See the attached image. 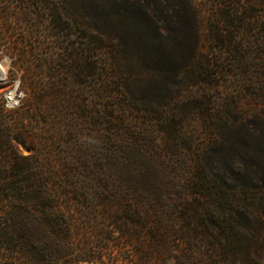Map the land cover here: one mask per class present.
I'll return each instance as SVG.
<instances>
[{
	"label": "rangeland",
	"instance_id": "374dc122",
	"mask_svg": "<svg viewBox=\"0 0 264 264\" xmlns=\"http://www.w3.org/2000/svg\"><path fill=\"white\" fill-rule=\"evenodd\" d=\"M4 1H7L6 6L14 11L19 7L18 0ZM37 1L43 8L57 7L62 12H71L72 8L77 7L78 21L84 25L86 33H94L97 28L104 27L109 36L116 33L118 22L110 13V7H123L121 0H69L72 8L66 0ZM154 2L155 8L161 10L160 0ZM93 4H98L104 11L96 14L92 9ZM198 4L204 5L201 1ZM2 9L4 5H0V18L4 17ZM160 16L165 17L164 12ZM69 17L72 19V16ZM166 19L170 22L176 20L170 17ZM12 25L15 32L30 31L24 24ZM8 26L2 21L4 31ZM203 29L204 24H200L202 36L196 53L202 65L206 66L208 62L212 65L206 67L216 76L215 79L205 80L207 83L204 86L237 94L230 106L228 103L224 105V110L231 114L229 122L233 118L236 120L233 124L235 130H260L261 120H264V69L246 66L245 63L240 67L234 63L235 58L242 56L241 53L235 56L214 53L206 39V30ZM51 32L56 33L55 30L39 28L37 37L26 41L27 45H23L22 51L18 52L14 51L13 44L20 43L24 35L10 31L6 36L8 48L0 47V65L3 66V76L0 80V110L3 111H0V120L10 117V112L19 109L29 97L28 89L23 88L24 72L15 73L12 67L16 58L33 62L32 66L44 87L52 82L54 73L58 75L55 79H60V95L55 96L57 99L52 103L47 99L41 102L40 99L37 100L39 105L36 103L38 127L44 132L42 137L36 138L24 133L23 137L18 139L15 133L2 135L0 132V202L3 203V206H0V216L7 219L23 217L38 220L51 217L67 220L70 224L69 235L62 233L58 237L42 238L41 241L40 231L43 232L44 227L36 231L33 224L25 225L28 234L35 237V243L42 252L38 264H216L217 254L211 252L210 247L200 246L201 242L209 240L206 237L201 238L206 232L197 230L198 236L201 237H195L194 232L186 229V221H182L179 214L172 213L159 204L153 207L149 192L156 174L149 162L155 146L154 149H158L157 155L162 157L160 161L167 167L166 171L170 172V177L173 171L174 184H186L196 175L198 162L202 161L204 151L213 142L206 138L204 123L197 120L192 125H185L184 131L189 134L171 138L173 143L165 139L167 137L163 130H174L171 124L174 103L165 107L152 106L156 111L152 109L154 114L149 120L146 119L145 123L139 104L131 106L127 98L118 97V79L109 82L110 87L104 91L105 95L103 94L101 99L97 98L95 88L86 89L84 94H77L72 90L71 84L97 81L99 74L107 73V68L102 70L88 58H80L81 49L86 47L77 25H66L62 30H58L60 37L57 41L51 38ZM111 32L113 33L109 34ZM165 33L161 31V35H167L168 42L163 44L161 51L155 49L156 56L165 55V51L171 50L174 52L173 62L181 69L187 60L182 49L183 43L179 44L182 48L176 52V40L173 35ZM243 38L246 39L247 36ZM111 39L114 41H108L106 45L111 46L113 43L116 52L108 51V58H117L115 67L118 69V41L112 36ZM73 45L77 51H73ZM48 60H52L50 66ZM129 60L133 62L131 58ZM145 71L148 72L140 68L136 72L137 76L134 75L131 80H136L140 86H146L145 83L151 79L161 83L160 77L153 78ZM84 74L89 77L83 78ZM175 81L177 84L169 92L170 96H167L166 85L159 86L153 94L163 97V100L174 97L176 101L185 91L183 89L186 85L190 86V82L184 75H177ZM65 84L66 87H63ZM195 84V89L203 86L201 81ZM14 94L17 96L18 106L9 101ZM46 94L44 90V95ZM68 103H71V107ZM125 106H129V109ZM56 108L57 113L63 111V117L56 113ZM124 119L128 120V126H121ZM159 130H162V134ZM9 140L19 155L29 159L19 161L23 172L13 178L17 180L14 185H10V178H6L3 171V157L6 152L11 153ZM248 151L247 148L245 153ZM208 157L212 158L209 155ZM135 160L142 171L140 174L130 175L127 166L132 171ZM213 164L215 168L220 167L217 161H213ZM120 167L127 177L123 181L118 173ZM221 172L220 169L215 173ZM159 180L162 181L160 184L168 182L169 174L167 173L165 180ZM43 188L47 189L51 197L31 199L32 194L40 192ZM127 189L133 195L123 198L121 194H126ZM8 198H12V201ZM163 200L168 201L166 198ZM120 202L126 205L118 207ZM138 220L142 224L137 226ZM59 222L61 229L65 227ZM132 223L135 227L128 229ZM159 226L165 228L164 236L158 231ZM187 238L191 239L192 244L187 243Z\"/></svg>",
	"mask_w": 264,
	"mask_h": 264
},
{
	"label": "trees",
	"instance_id": "16d2710c",
	"mask_svg": "<svg viewBox=\"0 0 264 264\" xmlns=\"http://www.w3.org/2000/svg\"><path fill=\"white\" fill-rule=\"evenodd\" d=\"M18 1L19 7L14 11L6 6L7 1L0 0V5H4L1 11L4 17L0 18V47L8 48L6 36L10 31L24 35L20 43L13 44L14 51L20 52L26 41L37 37L39 28L55 30V34L51 32V38L57 41L60 37L58 30H62L66 25L75 24L81 30V39L85 41L86 47L81 49L80 58H88L102 70L107 68L105 70L107 73L99 74L97 81L71 84L72 90L77 94H84L86 89L95 88L97 98L101 99L103 94L105 95L104 91L110 87L109 82L118 79V97L127 98L131 106L139 104L143 107H140V113L145 118V123L146 119L149 120L154 114L152 109L156 111L155 107H165L174 103L171 114L174 130L169 131L166 128L163 130L167 137L165 139L170 142H173L171 138L176 139L189 134L188 131H184L185 125H192L197 120L204 123L203 131L206 132V138L213 142L204 151L202 161L198 162L196 175L186 184L177 185L172 182L173 171L170 177V172L166 171L167 167L160 161L162 157L157 155L158 149H154L156 146L153 148L149 159L156 171L149 190L152 206L157 207L159 204L168 211L179 214L181 220L186 221V229L194 232L195 237H201L198 236L197 230H204L206 235L201 238L206 237L209 240L201 242L200 246L210 247V251L217 254L216 264H264V120H261L260 130L258 128L235 130L233 124L236 120L232 117V121L229 122L231 114L224 110V105L228 103L230 106L237 94L205 87L207 83L205 80L215 79L216 76L206 67L212 65H209V62L206 66L202 65L196 53L202 36L200 24H204L206 39L214 53L234 56L241 53V58H235L234 63L240 67L245 63L246 66L264 69V0H160L161 10L155 8L154 0H121L123 7L118 9L110 7V13L118 21L116 33L111 35L118 41V69L115 67L117 58L114 60L108 58L110 55L108 51L116 52V48L113 47V43L111 46L106 45L108 41H114L108 35L107 29L97 28L94 33H86L84 25L77 18L78 8H72L69 0L66 2L70 4L71 12H62L57 7L43 8L37 0ZM200 1L204 3L203 6L198 4ZM92 9L96 14L104 11L98 4H93ZM163 12L165 17L160 16ZM69 16H72V19ZM167 17L176 20L170 22L167 21ZM2 21L9 25L5 31L2 29ZM14 23L24 24L30 31L15 32L12 25ZM161 31L173 35L176 40L174 48L176 52L182 48L179 44L183 43L182 49L187 60L181 69L173 62L175 58L171 50L165 51L164 48L165 55L156 56L155 49L161 51L163 44L168 42L166 33V36H163ZM245 36L246 39L243 38ZM72 47L73 51H77L74 45ZM68 53L70 54V51ZM129 58L133 62H130ZM51 62L52 60L47 61L48 66ZM13 63L15 73L24 72L23 88L28 89L29 97L19 109L10 112V117L0 120V132L2 135L15 133L18 139H21L24 133L36 138L42 137L44 132L38 127L36 103L38 104L37 100L40 99L41 102L47 99L50 103L56 100V94L60 95L58 92L60 79H55L58 75L54 73L52 82L44 87L32 66V61L18 57ZM140 68L148 70L145 72L153 78L160 77L161 83L151 79L145 83L146 86H140L136 80H131L134 75L137 76L136 72ZM177 75L179 77L184 75L190 86L185 84L186 87L183 89L185 91L176 101L174 97L163 100V97L153 94L157 92L159 86L166 85L168 96L177 84L175 81ZM82 76L89 77L86 74ZM172 76L174 78H170ZM200 81L203 86L195 89L197 85L195 83ZM63 87H66V84ZM262 102L264 103V100ZM125 107L129 109V106ZM57 114L63 117V111H58ZM128 125V120L124 119L121 122V126ZM159 133L162 134V130H159ZM9 142L11 153L6 152L3 157V171L6 178H10L8 180L10 185H14L17 180L13 178L23 172L19 167V161L29 159L19 155L15 146L11 144L12 141ZM247 148L249 151L245 153ZM135 161L132 171L127 166L130 175L140 174L142 171L137 160ZM213 161H217L220 167L215 168ZM220 169L221 174L215 173ZM118 173L121 174L119 178L122 181L127 179L121 167L118 168ZM167 173L169 181L160 184L162 181L159 179L165 180ZM128 190L126 194H121L123 198L133 195ZM43 197H51L45 188L31 195V199ZM163 198L168 201H164ZM8 199L12 201V198ZM123 205L126 204L118 203V207ZM0 206H3L2 202ZM59 221L65 226L62 229ZM29 224H33L36 231L44 227L43 232L40 231L39 241L45 237H58L62 233L69 235L70 224L65 219L44 217L28 220L23 217L7 219L0 216V264H38L42 252L35 243V237L28 234L25 225ZM141 224L138 220L137 226ZM132 227H135L133 223L128 229ZM158 229L164 236L165 228L159 226ZM186 241L192 244L190 238Z\"/></svg>",
	"mask_w": 264,
	"mask_h": 264
},
{
	"label": "built area",
	"instance_id": "2783aa9c",
	"mask_svg": "<svg viewBox=\"0 0 264 264\" xmlns=\"http://www.w3.org/2000/svg\"><path fill=\"white\" fill-rule=\"evenodd\" d=\"M16 97L17 96L14 94V96H12V98H10L9 101L14 102L15 106H18V100L16 99ZM79 264H81V263H79Z\"/></svg>",
	"mask_w": 264,
	"mask_h": 264
},
{
	"label": "bare ground",
	"instance_id": "6f19581e",
	"mask_svg": "<svg viewBox=\"0 0 264 264\" xmlns=\"http://www.w3.org/2000/svg\"><path fill=\"white\" fill-rule=\"evenodd\" d=\"M1 68H3V66L2 65H0V80L2 79V70H1Z\"/></svg>",
	"mask_w": 264,
	"mask_h": 264
}]
</instances>
